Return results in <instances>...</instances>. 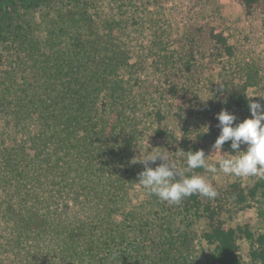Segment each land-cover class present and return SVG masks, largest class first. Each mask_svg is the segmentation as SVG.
I'll return each instance as SVG.
<instances>
[{
    "label": "trees",
    "instance_id": "trees-1",
    "mask_svg": "<svg viewBox=\"0 0 264 264\" xmlns=\"http://www.w3.org/2000/svg\"><path fill=\"white\" fill-rule=\"evenodd\" d=\"M20 2L31 8L35 0ZM60 3L45 30L39 23L46 10L0 24L2 42H13L16 54L6 70L0 55V264H171L161 236L168 232L166 218L180 210L206 220L201 240L211 246L213 264H244L240 239L249 244L252 264H264V232L232 227L224 217L257 207L264 220V179L238 178L225 187L212 181L215 200L192 195L169 205L155 196L132 199L144 170L133 163L134 154L146 147V133L153 130L156 152L169 151L181 167L185 158L177 151L212 150L218 122L209 125L207 114L183 103L185 81L202 59L221 65L226 109L237 123L250 118L249 88L264 96V39L255 48L249 35L237 34L231 44L212 27L201 59L195 43L185 59L184 43L171 49L177 40L170 24L136 31L145 7L125 0ZM240 4L246 24L264 29V0ZM135 44L153 58L150 78H163L165 93L143 87L140 76L133 83L121 75L132 67ZM228 76L237 81L233 88ZM223 149L231 152L230 142ZM132 232L139 237L131 239Z\"/></svg>",
    "mask_w": 264,
    "mask_h": 264
},
{
    "label": "rangeland",
    "instance_id": "rangeland-1",
    "mask_svg": "<svg viewBox=\"0 0 264 264\" xmlns=\"http://www.w3.org/2000/svg\"><path fill=\"white\" fill-rule=\"evenodd\" d=\"M20 1L7 2L6 8L0 9V24H15L21 15L25 16V13L46 10L48 16L39 23L45 30L48 22L57 17L58 9L61 8L60 0H35L31 8L25 7ZM125 3H129V5L138 4L147 9L145 20L137 25L136 31L138 33L146 34L145 27L155 22L170 24L174 33L171 38L177 40V44L171 49L176 48L180 43H184L185 49L181 50H183L182 57L185 59L189 58L193 48L197 58L201 59V54L208 49V33L212 27H216L217 31L223 30L231 44L235 42L234 37L237 34L249 35L255 48L259 44V37L264 39V29L259 30L256 23L252 29L249 24H246L245 13L240 0H125ZM2 40L5 39L0 38V55L3 59L1 69L6 70L10 68L9 63L16 55L14 54L15 46L13 42L5 43ZM193 43L195 46L192 48ZM129 56L130 67H132L129 68L130 71H122L121 75L126 78L131 77L133 83L135 77L140 76L141 82H144L145 79L143 87L149 85L154 91L157 89L165 93L163 78L154 80L150 78V72L154 68L153 58L148 55L146 48L143 45L135 44ZM215 57L218 58V56ZM217 62H212L209 58L207 60L206 58L202 59L199 65L195 67L196 69L194 68L191 78L185 81L188 93L184 96L183 103L190 105L197 112L203 111L207 114L209 125L218 122L215 116L221 109L226 108V103L222 101L227 102L229 98L222 80L218 77V69L221 65ZM12 63L14 65V62L11 61V67ZM20 75L21 73L18 74V78ZM224 79L231 88L237 84V81H233L229 76ZM219 84L224 88L221 89ZM248 91L251 95L261 93V89L258 87H251ZM144 139L146 147L134 154L135 160L141 159L142 154L147 151L155 153L158 148V143L154 140L153 130L146 133ZM224 152L230 151L222 148L221 154ZM219 155V152L214 153L211 150L207 157L208 162H216ZM203 176L221 187H225L228 183L238 179L222 173H218L215 178L207 172ZM241 179L245 183L249 181L248 177ZM135 185L137 193L132 196V199L139 201L151 199V196L147 195L137 182ZM259 213L257 207H247L235 211L233 214H226L224 217L228 225L232 227L248 225L258 235L264 232V220ZM164 222L168 232L166 236H161V240L164 242V248L170 252L171 264H213L211 246L201 240L202 233L208 229L206 220L197 219L193 214L180 210L170 214ZM138 237L135 233H131V239L135 240ZM238 243L244 264H252L249 258L248 242L245 239H240ZM145 246L147 247L145 252L150 253L148 240Z\"/></svg>",
    "mask_w": 264,
    "mask_h": 264
},
{
    "label": "clouds",
    "instance_id": "clouds-1",
    "mask_svg": "<svg viewBox=\"0 0 264 264\" xmlns=\"http://www.w3.org/2000/svg\"><path fill=\"white\" fill-rule=\"evenodd\" d=\"M220 88L224 87L220 85ZM257 96L261 100L252 99ZM247 98L250 118L237 123L238 117L226 108L221 109L215 116L218 121L217 127L220 129L218 137L211 146L214 153H220L216 162H208V155L203 149L194 152L177 151L179 157L185 158L182 167L169 158L167 154L169 151L155 153L147 151L142 154L141 159L133 162L144 165V170L138 173L137 184L147 195L155 196L160 202L179 205L192 195L208 200H215L219 195L209 179L195 173L196 169H204L205 172L212 174L213 178L218 173H222L236 178L264 179V102H262L264 96L253 94ZM222 102L226 103V101ZM208 130L207 127L205 133ZM226 142H230L232 151L221 154ZM242 145L245 146L243 150ZM157 160L162 163L155 168L149 166Z\"/></svg>",
    "mask_w": 264,
    "mask_h": 264
},
{
    "label": "water",
    "instance_id": "water-1",
    "mask_svg": "<svg viewBox=\"0 0 264 264\" xmlns=\"http://www.w3.org/2000/svg\"><path fill=\"white\" fill-rule=\"evenodd\" d=\"M17 1H20V0H17ZM7 2H8V1L5 2V0H0V8H4V7H6Z\"/></svg>",
    "mask_w": 264,
    "mask_h": 264
},
{
    "label": "flooded vegetation",
    "instance_id": "flooded-vegetation-1",
    "mask_svg": "<svg viewBox=\"0 0 264 264\" xmlns=\"http://www.w3.org/2000/svg\"><path fill=\"white\" fill-rule=\"evenodd\" d=\"M6 1L10 2L11 0H5V2H6Z\"/></svg>",
    "mask_w": 264,
    "mask_h": 264
}]
</instances>
